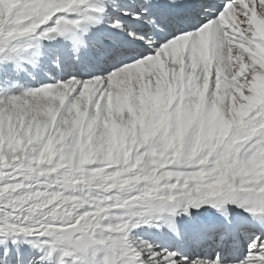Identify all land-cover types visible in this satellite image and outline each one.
I'll use <instances>...</instances> for the list:
<instances>
[{"label":"snow or ice","instance_id":"obj_1","mask_svg":"<svg viewBox=\"0 0 264 264\" xmlns=\"http://www.w3.org/2000/svg\"><path fill=\"white\" fill-rule=\"evenodd\" d=\"M0 264H264V0H0Z\"/></svg>","mask_w":264,"mask_h":264},{"label":"bare ground","instance_id":"obj_2","mask_svg":"<svg viewBox=\"0 0 264 264\" xmlns=\"http://www.w3.org/2000/svg\"><path fill=\"white\" fill-rule=\"evenodd\" d=\"M43 76H44V74L41 73V77H43ZM33 83H35V82H33ZM216 240H219V238L214 239V240H210V239H206V238L188 240L184 243V247H185L186 251H188L189 253H192V254L213 253L212 249L216 245V242H215ZM219 242H221V241L219 240ZM221 247H222V243L220 245V248Z\"/></svg>","mask_w":264,"mask_h":264},{"label":"rangeland","instance_id":"obj_3","mask_svg":"<svg viewBox=\"0 0 264 264\" xmlns=\"http://www.w3.org/2000/svg\"><path fill=\"white\" fill-rule=\"evenodd\" d=\"M55 74V73H54ZM218 238V237H217ZM216 238V239H217ZM216 242V245L213 247V252H215V251H217V250H219L220 249V245H221V242H219V240H216L215 241ZM220 244V245H219ZM216 247V248H215ZM215 248V249H214ZM212 252V251H211Z\"/></svg>","mask_w":264,"mask_h":264}]
</instances>
